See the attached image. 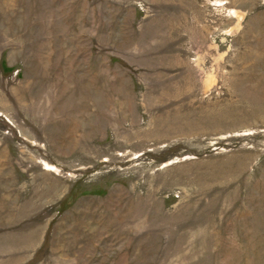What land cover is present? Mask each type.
<instances>
[{
	"label": "rangeland",
	"instance_id": "1",
	"mask_svg": "<svg viewBox=\"0 0 264 264\" xmlns=\"http://www.w3.org/2000/svg\"><path fill=\"white\" fill-rule=\"evenodd\" d=\"M0 264H264V0H0Z\"/></svg>",
	"mask_w": 264,
	"mask_h": 264
}]
</instances>
